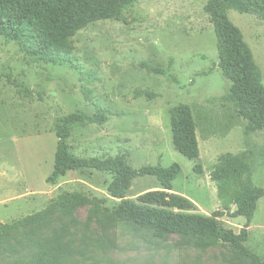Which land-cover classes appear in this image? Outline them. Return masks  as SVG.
I'll list each match as a JSON object with an SVG mask.
<instances>
[{"label":"rangeland","instance_id":"obj_1","mask_svg":"<svg viewBox=\"0 0 264 264\" xmlns=\"http://www.w3.org/2000/svg\"><path fill=\"white\" fill-rule=\"evenodd\" d=\"M207 2L138 0L118 20L91 24L71 40L85 79L72 66L29 59L0 36V223L17 225L2 240L0 264H25L34 242L64 228L84 252L78 257L82 264H251L227 244L202 250L188 237L159 234L114 217L119 201L109 196V174L73 171L55 184L47 182L58 143L52 130L56 118L107 111L110 120L104 126L72 130L71 153L125 154L135 170L178 164L173 192L194 203L190 213L208 217L235 210L210 179L224 154L246 158L254 185L264 187V131L247 133L248 121L233 104L215 100L229 93L231 82L219 68ZM227 15L252 49L264 83V21L235 10ZM171 59L175 83L140 66L152 62L168 68ZM179 104L193 112L199 160L185 158L173 146L169 111ZM198 164L202 174L194 171ZM159 188L154 177H139L127 197ZM62 195L78 199L61 200ZM245 222L222 218V225L237 234ZM248 230L246 247L264 264V198Z\"/></svg>","mask_w":264,"mask_h":264},{"label":"trees","instance_id":"obj_2","mask_svg":"<svg viewBox=\"0 0 264 264\" xmlns=\"http://www.w3.org/2000/svg\"><path fill=\"white\" fill-rule=\"evenodd\" d=\"M138 0H0V36L7 44L16 43L24 56L36 62L54 66H72L83 79V67L74 55L72 38L91 24L118 20L123 10ZM229 10L241 14H253L264 21V0H208L205 11L214 27L219 68L231 82L229 93L215 99L221 104H233L238 115L248 121L247 133L264 131V83L262 71L255 62L253 51L245 41L241 30L227 15ZM147 71L166 76L175 83L171 74L172 59L168 68L142 62ZM1 78V77H0ZM88 98V93L86 94ZM147 97L153 95L146 92ZM173 146L189 160L200 159L197 125L191 108L179 104L170 109ZM107 111L87 113L73 112L56 118L53 127L58 143L53 172L47 178L49 184L73 171L94 170L113 177L108 186L109 196L119 201L112 211L116 218L134 223L138 228L156 230L159 234H172L190 238L189 243L198 249H208L219 243L248 258L251 264H261L258 255L246 247L249 228L258 203L264 198V187H256L250 177L251 167L246 158L227 153L222 155L210 174L219 191L228 196L235 206L233 212L215 211L210 216L190 213L194 203L173 192V182L181 168L173 164L169 168L145 166L132 168L127 155L115 157H78L71 153L68 141L75 127L104 126L109 121ZM197 174L203 167H194ZM154 177L159 190L149 191L136 199L127 197L135 179ZM61 200H77L76 195H62ZM245 218V225L237 234L222 225V218ZM74 222V221H73ZM16 224L0 223V251L3 238ZM64 228L52 236L34 242V252L25 264H82L84 256Z\"/></svg>","mask_w":264,"mask_h":264}]
</instances>
